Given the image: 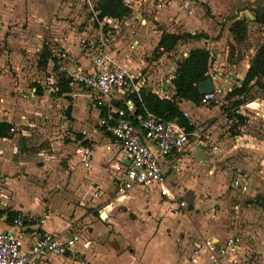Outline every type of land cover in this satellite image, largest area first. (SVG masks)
Here are the masks:
<instances>
[{
    "label": "crops",
    "instance_id": "obj_1",
    "mask_svg": "<svg viewBox=\"0 0 264 264\" xmlns=\"http://www.w3.org/2000/svg\"><path fill=\"white\" fill-rule=\"evenodd\" d=\"M45 2L48 4L51 0H45ZM124 2L130 5V14L120 20L108 18V29L104 34L99 35L103 45L100 54L108 58L107 64L113 63L125 69L136 68L140 65L131 52L136 53L137 56L140 51H144V47L155 51L156 54L159 53L156 61L162 62L163 58L167 59L173 53L175 47L179 46L183 49L186 40L196 42L208 40L206 34L209 35L207 23L210 18L202 15L204 14L203 5L199 3L205 0L191 2L173 0L168 6L156 10L151 3H141L140 6L139 0H124ZM73 3H75L73 0H58L60 14L76 21L80 17L72 7ZM241 18L235 16L230 19L218 38L214 35L213 41L201 47L209 52V64L212 61V68L215 71L214 75L208 74L212 86L229 84L234 77L241 81L248 66V60L254 52L252 50L253 52L249 54L228 55V43H233L228 33V26L232 21ZM252 19L254 21V15ZM60 22H62L61 25L63 23L66 25L65 21ZM58 23L59 21L57 24H51L50 27L55 28ZM120 24H123L122 32L119 35H113L110 28H118ZM75 32H79L75 27L70 29L66 27L65 30L58 32L56 34L58 38H52V41H58L59 47L68 53L67 72L76 68L88 71L92 66V57L97 54L89 53L91 46L86 48L85 45H81L79 43L81 34L79 32L80 35L77 36ZM163 33L195 34L196 37H180L170 51L164 52L161 51V47L156 48V43ZM111 40L112 45L126 46L125 53L122 52L126 57L115 54V50H112L113 46L110 45ZM219 42H224L223 48L218 46ZM213 45L218 47L212 48ZM180 51V57L174 61L168 80L163 79L162 75L152 80V75L147 74L144 77L140 69L136 70L134 74H139L141 86L150 89L159 97H170L173 93L170 80L176 62L185 57L188 52ZM8 56L10 57L11 54ZM239 66L242 67L240 73L236 72ZM223 70H228L227 79L222 76ZM54 79L51 81H55ZM70 86L72 85H69V89ZM118 93L113 92L110 96L112 107H118L121 104L123 94ZM75 95L71 104V127L69 126L68 130V133L73 134L75 144L73 147L67 144L61 148L62 151H69L70 155L68 165L72 168L68 166L71 169L68 177L57 178L60 172L56 166L57 163L49 162L48 156L42 149L34 154L29 153L30 149L27 147L31 143L26 141V145H22L23 136L28 135L27 131L21 130L20 133L8 131L6 136L0 137V230L7 229L10 218L17 212H21L28 219L27 224L30 228L25 230L27 235L30 232L61 234L78 232L81 236L90 239V244L86 248L78 247L83 254V262L64 257H50L41 264H219L221 257L218 250L224 246L227 237L220 244L218 237H209V226L207 228L199 226L194 221L195 215L190 214V211L178 210L180 198L187 200L190 198L189 203L194 198V194L188 195L187 198L186 192L182 194L181 189L175 188L174 185L173 173L177 171L179 162L183 160L187 152L173 151L159 160L166 177V184L170 193L174 195V199L169 200L166 196L160 195L154 187L139 186L132 188L121 197H116L113 193L114 181L127 164L126 156L114 148L112 136L106 135L100 127L98 121L101 118L99 116L101 107L94 105V96L88 91H84V94L75 93ZM80 95H83L82 98ZM250 102H252L251 105L256 104L254 100ZM89 103H92L91 108ZM177 104L181 112L186 113L185 119L189 126H193L197 131L195 121L201 117L200 111L197 110L199 106L187 100H180ZM13 115L15 116V114H7V112L3 114L0 111V121L7 122L10 127H13L11 123ZM47 128L46 124L38 127L39 134L45 136L48 132ZM207 135V146H199L198 157L207 154L208 148L211 153L228 143L232 147L236 144L237 146L233 147L236 149L241 147L242 141L247 138L244 135L241 137L240 133H231L221 142L212 139L213 135ZM234 136H238V139H234ZM251 140V147L256 144L255 141H259L255 138ZM213 145L217 148H211ZM246 145L248 144L245 143ZM85 146L89 149V156L86 158L81 154ZM192 180L195 181V179ZM53 184L57 185L56 188H59V191L55 192L56 188ZM184 184L191 188L195 185L191 181ZM91 189L96 191L95 194L90 192ZM210 190L214 192L215 184L210 187ZM243 209L237 210L238 214L235 217H238L239 221H244ZM256 215V218L259 217L257 219L253 217L252 222H249L250 225L244 228H264V212L259 209ZM40 219H43V222H39ZM190 219L194 223L190 222ZM203 220L206 223L209 221L207 217ZM78 226H82L81 231L84 229V233L74 229ZM231 237L235 236L231 235ZM28 239L25 238L26 241ZM206 241L209 244H206ZM235 244L236 241L227 248V251L233 252L237 248Z\"/></svg>",
    "mask_w": 264,
    "mask_h": 264
},
{
    "label": "rangeland",
    "instance_id": "obj_2",
    "mask_svg": "<svg viewBox=\"0 0 264 264\" xmlns=\"http://www.w3.org/2000/svg\"><path fill=\"white\" fill-rule=\"evenodd\" d=\"M73 1L75 3L72 7L80 17L76 21L60 14L58 0H51L48 4L45 0H0V111L3 114L4 112L15 114L11 122L15 132L20 133L21 130L28 132L27 137L23 136L22 145L25 146L26 141L30 142L31 145L27 148L30 149L29 153L33 154L42 149L48 156L49 162L57 163L56 166L60 171L57 178L63 179L71 172L68 166L71 168L72 166L68 165L69 151H62L61 148L67 144L73 147L75 144L73 134L68 133L69 126L71 127V104L76 96L75 93L84 94L86 89L79 84H73L70 86L69 94L56 93L54 81L51 80L57 75L67 78L68 53L59 47L58 41H52V38L57 39L56 34L65 30L66 27L69 29L75 27L84 39L86 48L91 46L89 53L100 54L103 45L99 35L104 34L108 29L105 27L104 30H100L90 20L89 9L93 5L92 0ZM138 3L140 6L141 3L153 4L154 0H139ZM199 3L203 5L204 14L202 15L210 18L207 23L209 33V35L206 34L207 41L186 40L183 49L179 46L175 47L173 53L167 59L163 58L162 62L156 61L159 53L156 54L148 47H144V51H140L137 56L136 53L129 51L140 66L126 68L127 71L134 74L140 69L144 77L150 74L153 80L154 77L162 75L163 79L168 80L174 61L180 57V50L188 51L192 47H203L207 42L213 41L214 35L218 38L230 19L235 16L247 20V35L239 43H232L233 45L230 43L233 54H249L264 42V24L245 18V11L251 15L263 11L264 0H205ZM222 18H224L223 21ZM58 21L57 27H50ZM60 21H65L68 25L64 23L61 25ZM122 26L123 24H120L118 28H110L112 34L119 35L122 32ZM79 32H75L77 36ZM75 36L73 32V37ZM110 45L113 46L112 50H115V54L126 57L122 53L126 46L112 45V40ZM224 45V42L218 43V46L222 48ZM217 47L213 45L212 48ZM47 54L50 59L46 60L45 66L38 65L40 56ZM208 68V74L214 75L212 61ZM241 70V66L236 68L238 73ZM228 75V70L222 71L223 78L227 79ZM239 82L240 79L234 77L229 84H223L224 95L218 103L200 104L199 102L197 104L201 117L195 121V129L201 134L205 132L213 135L212 139L221 142L234 130H237L241 137L244 135L247 138L242 141L241 147L236 149L228 143L219 150L209 153L210 149L206 147L207 154L203 157H198L199 147L186 151V156L179 162L177 171L173 173L174 185L175 188L181 189L182 194L186 192L187 198L188 195L194 194L191 203L188 201L190 198L188 200L180 198L183 199L184 205L179 206L178 210L190 211V214L195 215L194 221L199 226L204 228L209 226V237H218L220 244L231 235L238 239L235 244L237 248L233 252L226 251L220 254L219 264H264V228H244L250 225L249 222H252L253 217L256 218L259 209L264 212V117H254V112L249 111L251 107L261 106L264 112V78L260 80V87L254 86L250 91L256 104L250 105V108L241 106V111L248 113V116L241 124L233 127L235 120L227 115L229 101L225 98V94L228 87L235 86ZM80 96L82 98L83 95ZM92 103L88 104L90 108ZM68 105L70 109L66 112ZM45 124L48 132L45 136L40 135L38 127ZM252 138L259 141H255L256 144L251 147ZM245 143L248 145L245 146ZM238 176L248 181L245 191L233 189L231 186L232 180ZM203 178L205 179L201 181ZM187 181L195 185L192 188L183 185ZM197 182L199 184H196ZM213 183L215 184L214 192L210 190ZM56 186L53 184L54 188ZM58 189L56 188L55 192L59 191ZM90 192L95 194L96 191L91 189ZM237 205L238 207H235ZM237 208H244V216H242L244 221H239L238 217H235L238 214ZM206 217L209 219L207 223L203 220ZM191 221L194 223L192 219ZM81 228L82 226H78L74 229L84 233V229L81 231Z\"/></svg>",
    "mask_w": 264,
    "mask_h": 264
},
{
    "label": "built area",
    "instance_id": "obj_3",
    "mask_svg": "<svg viewBox=\"0 0 264 264\" xmlns=\"http://www.w3.org/2000/svg\"><path fill=\"white\" fill-rule=\"evenodd\" d=\"M172 1L154 0L153 4L155 9H159ZM88 4L90 5V2ZM89 11L90 20L98 29L104 30L108 27V18H97L93 5L90 6ZM79 43L84 45V39L80 38ZM107 61L108 58L105 55L97 54L92 57L90 70L82 71L76 68L67 72L66 77L69 78V85L79 84L94 96V105L105 107V115L99 119L98 123L106 135L112 136L114 148L126 156L127 164L114 181L113 193L116 197H121L136 186L154 187L160 195L172 200L175 197L168 189L159 160L173 151H189L195 147L205 146L208 135L195 131L193 126L187 130L183 125V120L187 118L185 112L175 119H162L146 112L135 124L132 123L123 107L131 109L127 93L136 91L141 86L139 74H130L124 67L113 63L107 64ZM113 92L123 94L121 101L123 107H112L110 96ZM223 95L222 85L212 86L211 91L201 94L200 103L216 104ZM251 103L247 102L244 105L250 108ZM240 107L236 112L246 118L248 113H243ZM249 111L254 112V117H264L261 106L251 107ZM8 131L14 132L15 128L10 127ZM233 138L238 139V136ZM236 146V144L233 145L234 148ZM211 148L217 147L213 145ZM81 154L86 158L89 156V149L86 146L83 147ZM231 186L233 189L245 191L248 181L238 176L232 180ZM183 205L184 201H178V207ZM27 221L28 219L21 212H17L11 218L9 227L0 230V264H41L50 257L84 261L78 247L86 248L90 244L89 238L81 236L78 232L68 234L30 232L27 235L25 230L30 228ZM39 222H43V219ZM25 238L29 239L26 241ZM237 240L236 237H227L224 246L218 252L220 254L226 252L227 248ZM206 244L209 242L206 241Z\"/></svg>",
    "mask_w": 264,
    "mask_h": 264
},
{
    "label": "trees",
    "instance_id": "obj_4",
    "mask_svg": "<svg viewBox=\"0 0 264 264\" xmlns=\"http://www.w3.org/2000/svg\"><path fill=\"white\" fill-rule=\"evenodd\" d=\"M93 10L96 11L97 18L107 17L120 20L131 12L130 5L124 0H92ZM255 13V11H254ZM254 21L264 24V13H255ZM228 33L233 43H239L246 38L247 22L244 18L232 21L228 26ZM193 38L196 35L190 34H169L163 33L156 43V48L161 47V51L168 52L179 38ZM233 45V44H232ZM228 43V55L230 56L232 47ZM231 50V51H230ZM50 57L42 55L39 58L38 65L45 66L46 60ZM209 52L205 48L193 47L190 48L185 57L176 62V67L170 80L173 86V93L170 97H159L150 89L140 86L136 91L128 92V99L131 104V109L126 106H119L128 113L127 117L132 123H136L138 118L142 117L146 112L151 113L162 119H175L181 115V110L178 106L180 100H187L197 105L200 102L201 94L198 89V83L209 79ZM264 78V42L259 44L248 60V66L238 85L231 86L225 98L229 101L228 116L235 120L233 127L241 124L245 117L237 113L236 110L247 102L253 101L254 98L250 94L252 87L261 86L260 80ZM69 78H63L62 75H57L54 81V88L57 94L66 93L69 91ZM39 92V89H37ZM69 110L67 107L66 111ZM105 115V107H101L99 116ZM183 125L187 130L191 126L187 120H183ZM10 124L0 121V137L8 134ZM232 134H238L234 130ZM11 219V218H10Z\"/></svg>",
    "mask_w": 264,
    "mask_h": 264
},
{
    "label": "water",
    "instance_id": "obj_5",
    "mask_svg": "<svg viewBox=\"0 0 264 264\" xmlns=\"http://www.w3.org/2000/svg\"><path fill=\"white\" fill-rule=\"evenodd\" d=\"M245 15L247 16L248 19L253 18V15L249 14V12L247 11H245ZM197 86H198L200 94H203L205 92H209L212 90V84H211L210 79H206L204 81L199 82ZM102 216H104L103 213H102Z\"/></svg>",
    "mask_w": 264,
    "mask_h": 264
},
{
    "label": "flooded vegetation",
    "instance_id": "obj_6",
    "mask_svg": "<svg viewBox=\"0 0 264 264\" xmlns=\"http://www.w3.org/2000/svg\"><path fill=\"white\" fill-rule=\"evenodd\" d=\"M260 13H261V14H263V13H264V10H263V11H261Z\"/></svg>",
    "mask_w": 264,
    "mask_h": 264
}]
</instances>
